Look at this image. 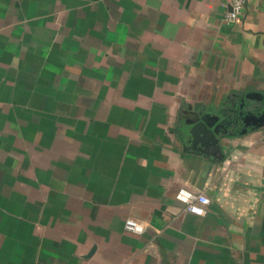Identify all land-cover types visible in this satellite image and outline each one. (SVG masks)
Returning <instances> with one entry per match:
<instances>
[{"label":"crops","instance_id":"0c3cea01","mask_svg":"<svg viewBox=\"0 0 264 264\" xmlns=\"http://www.w3.org/2000/svg\"><path fill=\"white\" fill-rule=\"evenodd\" d=\"M230 8L0 0V264H264V0Z\"/></svg>","mask_w":264,"mask_h":264},{"label":"built area","instance_id":"2783aa9c","mask_svg":"<svg viewBox=\"0 0 264 264\" xmlns=\"http://www.w3.org/2000/svg\"><path fill=\"white\" fill-rule=\"evenodd\" d=\"M230 6V10L225 14L227 22H233L242 15L245 0H230ZM175 197L184 205L186 211L198 215L205 213V206L210 202L209 197L203 192H194L184 186L178 188ZM124 227L131 232L139 233L144 230V225L135 219H126Z\"/></svg>","mask_w":264,"mask_h":264},{"label":"water","instance_id":"95a60500","mask_svg":"<svg viewBox=\"0 0 264 264\" xmlns=\"http://www.w3.org/2000/svg\"><path fill=\"white\" fill-rule=\"evenodd\" d=\"M193 117L195 119L187 120V124L189 125L188 133L193 143L197 140L198 136L215 138L214 134L219 132L218 127L221 125L220 117L217 114L194 112Z\"/></svg>","mask_w":264,"mask_h":264}]
</instances>
